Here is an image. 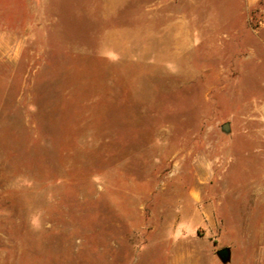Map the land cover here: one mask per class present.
<instances>
[{"label":"rangeland","instance_id":"1","mask_svg":"<svg viewBox=\"0 0 264 264\" xmlns=\"http://www.w3.org/2000/svg\"><path fill=\"white\" fill-rule=\"evenodd\" d=\"M225 248L264 264V0H0V264Z\"/></svg>","mask_w":264,"mask_h":264},{"label":"crops","instance_id":"2","mask_svg":"<svg viewBox=\"0 0 264 264\" xmlns=\"http://www.w3.org/2000/svg\"><path fill=\"white\" fill-rule=\"evenodd\" d=\"M256 1L257 0H244L245 4L248 5V6L255 4ZM187 21L188 20H187L185 14H181V15H179L177 17L176 23H171L169 25V29L170 28H176L178 36L184 38V37H186V32H188V30H187Z\"/></svg>","mask_w":264,"mask_h":264},{"label":"water","instance_id":"3","mask_svg":"<svg viewBox=\"0 0 264 264\" xmlns=\"http://www.w3.org/2000/svg\"><path fill=\"white\" fill-rule=\"evenodd\" d=\"M222 129L224 131L227 130L226 126H223ZM216 255L223 264H226L230 261V251L227 248L217 251Z\"/></svg>","mask_w":264,"mask_h":264}]
</instances>
